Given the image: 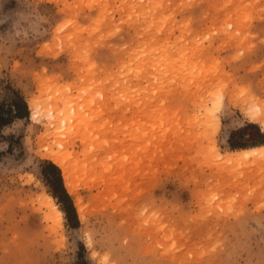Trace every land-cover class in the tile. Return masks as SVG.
Returning a JSON list of instances; mask_svg holds the SVG:
<instances>
[{
  "label": "rangeland",
  "instance_id": "374dc122",
  "mask_svg": "<svg viewBox=\"0 0 264 264\" xmlns=\"http://www.w3.org/2000/svg\"><path fill=\"white\" fill-rule=\"evenodd\" d=\"M15 92L28 113L0 124V264H264V154L229 155L264 145L244 113L264 105V0H0L3 116ZM56 129L75 194L43 155ZM48 161L76 221L47 219Z\"/></svg>",
  "mask_w": 264,
  "mask_h": 264
},
{
  "label": "bare ground",
  "instance_id": "6f19581e",
  "mask_svg": "<svg viewBox=\"0 0 264 264\" xmlns=\"http://www.w3.org/2000/svg\"><path fill=\"white\" fill-rule=\"evenodd\" d=\"M163 55H165V53ZM176 62H177V59H172L171 64H175ZM220 103L219 104L216 103V104H218L217 107L208 109V112L206 113L208 115L207 117L209 118V120H211L210 125H208V127H206V128H208V129H210V127L214 128L213 132H215V133L219 129L220 122H221L220 117L218 115L219 108H220L219 106L221 105ZM31 108H33V112H35V113L39 112L38 115H41V111L39 110L36 101H31ZM246 108L247 109L244 110V113L250 119V121H260V122H263L262 124H264V105L263 104H261L257 101H256V103L253 104V101H252V106H247ZM70 109L68 108L67 109L68 111L67 110L66 111L70 112ZM74 110L76 111L77 108L75 107ZM51 111L53 113L51 116H53V117H51V116L50 117H51V119L52 118H54V119H52L51 120L52 122H50V123L53 126H57L58 125L57 119H58V116H60V114L58 112H57L58 115L55 114L56 113L55 109H53V110L51 109ZM66 111H63V112L65 113ZM50 117H47V118L49 119ZM78 118H79V116L77 117V116H74L73 114L72 115L70 114L65 121V125L66 126L68 125V127H66L67 129L66 128L62 129L63 131L66 129V132L65 133L63 132L62 134L66 135L68 137L70 129H73V126H74L73 122ZM69 123H70V125H69ZM58 132L61 133V130L56 129L55 131H52L51 133L53 136H55L56 139H58L56 141H58L59 144L57 143L56 146L55 145L47 146L46 152L43 155L47 158L52 159L54 161V163H56L63 170V176H64L65 184H66L67 188L69 189V191L71 193L75 194L77 191L76 190L77 184H76V180L74 177V172L72 170V163L74 160L72 159L73 158L72 156L70 158H66L67 155L65 153V152H67L66 149L69 148L70 141H67V140L63 141L62 140L63 138L61 139V136L59 138ZM209 133H210V131H209ZM215 133H213V134H215ZM212 136H214V135H212ZM213 142H214L213 148L215 150V153L217 155L221 156L222 153H221L220 149L218 148V146L216 145L215 140H213ZM63 154H64V157L66 159L63 157ZM262 154H264V145L255 146V147L248 148V149L247 148L235 149L229 153L231 160H234V161L241 160V159L251 157L254 155L257 156V155H262ZM75 197H76L75 202H76L77 210L79 212L80 218L83 219L87 212H86L85 206L83 204L82 197H81V195L79 196V194L76 195ZM45 207L48 210L47 219L53 221L54 224H56V225L61 224L63 211L60 208H58V206L54 202V198L52 196L46 197Z\"/></svg>",
  "mask_w": 264,
  "mask_h": 264
},
{
  "label": "trees",
  "instance_id": "16d2710c",
  "mask_svg": "<svg viewBox=\"0 0 264 264\" xmlns=\"http://www.w3.org/2000/svg\"><path fill=\"white\" fill-rule=\"evenodd\" d=\"M15 94L17 98L14 101V104L11 105V108L8 110L7 115L9 116H3L2 109L0 108V124L2 125L8 123L11 117L23 118L27 116L28 110L24 98L16 92ZM250 126L257 127L255 124H250ZM229 142L233 149L236 148L235 144H233L231 141ZM261 143H264V141H261ZM57 167L58 166L53 164L52 161H48L41 169V174L47 184L51 187V195L61 205V209L65 213L67 220L72 222L75 219L76 221V214L71 197L62 184V175L60 176L58 170L59 167Z\"/></svg>",
  "mask_w": 264,
  "mask_h": 264
}]
</instances>
